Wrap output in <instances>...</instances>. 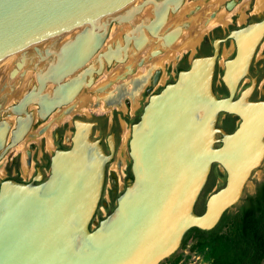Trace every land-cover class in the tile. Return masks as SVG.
<instances>
[{
  "label": "water",
  "instance_id": "obj_1",
  "mask_svg": "<svg viewBox=\"0 0 264 264\" xmlns=\"http://www.w3.org/2000/svg\"><path fill=\"white\" fill-rule=\"evenodd\" d=\"M148 2L154 6L153 17L134 31L132 25L122 35L121 46L107 44L101 50L112 24L131 22ZM183 2L0 0V80L32 48L40 59L54 55L36 72L37 85L24 93L13 113L35 104L43 118L55 106L68 104L105 64L123 62L130 43L141 48L147 40L143 29L162 44H171L179 28L158 34L168 13ZM72 31L55 53L50 48L40 52L37 44ZM228 37L236 47L234 56L223 62L228 96L219 97L212 89L221 41L217 38L211 54L193 56L172 82L148 96L130 127L133 178L106 215L98 218L96 213L111 156L98 139H91L89 121L74 120L71 145L55 150L46 179L2 181L0 264H160L180 249L187 230L213 228L239 202L264 158V100L248 99L252 87L234 98L264 39V16ZM93 57L97 66L90 63ZM48 83L52 91L44 93ZM220 113L239 118L232 132L216 127ZM29 123L30 118L14 135L20 136ZM6 128L0 127V138ZM214 163L225 173V182L207 196L204 211L198 213L195 206Z\"/></svg>",
  "mask_w": 264,
  "mask_h": 264
},
{
  "label": "flooded vegetation",
  "instance_id": "obj_2",
  "mask_svg": "<svg viewBox=\"0 0 264 264\" xmlns=\"http://www.w3.org/2000/svg\"><path fill=\"white\" fill-rule=\"evenodd\" d=\"M242 1L243 0H226L223 3V6L225 10L229 12L233 10L237 5H239ZM252 6H253L252 0L249 2V4H247V6H244L242 4V9L243 8L246 9V11L249 13L245 22L237 23V19H236L237 15L231 14L229 17L230 19L228 20L226 24H222V23L215 24L214 26L209 28L207 32H205L202 35L203 37H201V39L197 42L198 44L196 43L197 44L196 46L197 54L195 56L209 55L213 51V41L217 38L221 39L219 55H218L216 66H215L213 84H212L213 92L219 97L228 96V88L226 84L222 81L223 62L226 61L227 59H231L234 56L235 51H236L234 41L228 37V34L232 30L243 27L250 22L258 21L262 19V17L264 16V11L260 15L257 13L256 14L251 13ZM261 43L262 42H260L255 49V52L252 56V59H251V62L248 68V73L240 80V83L238 85L234 98H237L241 92L252 87L250 90L248 99L250 101L264 100V85L261 88L258 87L260 80L264 78V51L261 53L259 57H256V53ZM223 45H225V48L227 52L229 53V55L222 61V66L220 67L219 59L221 56ZM180 56L181 55H179V57ZM179 57L176 58V60L178 59L180 61V64H178L176 67L175 76L169 78L167 81H165L164 84H161L159 82L160 77H161V70H160L161 68L158 67L154 69L153 73L150 74L151 76L150 78H148L147 83L143 86L140 92V98L138 99V101L139 100L141 101L146 95L149 96L152 93H157L158 91H160V89L165 84L172 82L175 79L178 71L184 69L183 68L184 66H186V68L188 67L189 62L188 63L186 62L185 55L183 54L181 58ZM22 58H20L14 63L15 67L12 68L8 72V76L14 77L17 75H21L24 77L25 71L22 70V66L24 65L25 60L24 59L22 60V64L20 67L17 66V63ZM218 74H219V81L217 82L216 78ZM94 76H96V74H94ZM8 85L11 86L12 84L8 83ZM33 85H37L36 76H35V82L26 90V92L29 89H31ZM4 87H7L6 81L3 82L0 86L1 92L4 89ZM15 87L11 86L9 88V90L13 92L14 94H15ZM50 90H48V93H50ZM45 91H47L46 88L44 89V93ZM10 95L9 93H6L4 91L0 93V127L2 125H7L4 137L0 138V183L4 180H9V179L19 181V182H24V183H30V182L39 183L43 181L44 179H46L47 177V174L50 168L51 156L54 154L55 150L56 149H67L70 147L71 145L70 139L74 131L73 122L74 120L77 119L76 115H81V116H78L79 117L78 119L80 120H83L86 117L84 116L85 114L82 110H79V111L77 110L78 112H75V114H73L72 116L67 115L66 112H67V109L70 108V102L68 104H64L61 106H55L50 111V113L47 114L43 118L40 117L39 114L37 113L38 106L35 104L26 105L20 111L19 114H15L12 111V107L17 105L20 102L21 100L20 98H22L24 94L18 99H16L14 102L8 105H5L7 97ZM125 98L127 99L125 100ZM144 104L139 109V107L137 108V105H138V102H137V105L134 107V114H132L136 118L132 122L126 120L128 119V117L126 116L123 117L122 120L124 124L125 125L129 124L128 125L129 132H130L131 125L139 119V116H140V113L142 111ZM31 105L33 106V108H29V106ZM124 106L127 109V113H129L130 99L127 96L124 97L122 103H120L119 105H113L111 107V108L113 107L114 108L112 109L113 113H112V117L110 120H109L108 115L105 114L104 112L95 113L94 111L90 112V118L87 120L93 124L92 130H91V138L93 136V132L97 130L98 138L96 139L99 140V143L104 153L111 156L105 166V176H104V183H103V190H104L106 181L109 180L110 182L108 185V201H106L103 198V191H102V196L99 200V207H102V206L105 207L107 209L106 214L109 213L108 212L109 209L112 210L113 207L115 206L116 196H118L125 189V187L130 183L129 181L133 178L132 171H131V160L128 155V141L130 138V133L127 138L126 144H125L126 149H127L128 160H125V166L120 171L118 170V172L122 173V178H121L122 182L119 183V174L116 168L108 170V165L115 155V152L117 149V143L119 140V135L122 129L121 122L117 118L116 112L122 111L118 108L124 109L125 108ZM60 107L61 108L64 107V109L66 108V110L63 109V112L57 115L54 120H56V118L58 120L62 117L60 119L62 121L59 120L57 122L56 120L57 123L53 124V126L50 128V131L48 130L46 134L48 136L47 138V136L44 133H41L46 126L43 125L44 126L43 128L41 124H45V122L49 120V117L51 116V114H53L58 109H61ZM10 116H12V119L9 118ZM35 117H37V121H34ZM29 118H30V123L28 124L26 130H24V132L20 136H15L13 132L16 131L20 125L23 126L24 124H26ZM238 123H239V118L236 115L228 114V113H220L217 118L216 127L229 133V132H232L237 127ZM68 127H69V134L65 135V131ZM32 133L33 134L38 133V136L33 137V139L27 140L26 138L28 136L32 137L33 135ZM22 153H25L24 161L22 160ZM215 180L218 181L217 189H219L221 186H223L225 182V173L221 170V168L217 164L214 163L211 166L210 173L208 175L207 181L205 183V186L202 192L205 190L207 185L211 184L212 182H215ZM262 180L264 179H261L255 183L254 191H255L257 183ZM201 194L196 203V206L200 203V209H196V206H195V210L198 213H201L204 211L205 200L207 198L206 197L205 199L201 201ZM243 195L244 194H242V196ZM98 214H99V208L97 210L96 215ZM102 216L104 215H100V217Z\"/></svg>",
  "mask_w": 264,
  "mask_h": 264
},
{
  "label": "rangeland",
  "instance_id": "obj_3",
  "mask_svg": "<svg viewBox=\"0 0 264 264\" xmlns=\"http://www.w3.org/2000/svg\"><path fill=\"white\" fill-rule=\"evenodd\" d=\"M186 1H187V3H186ZM226 0H185L184 1V3L182 4L183 6H181L179 9H178V11H176V13H177V15H175L176 13L175 12H169L168 13V16H167V21L169 22H167L166 21V25L164 26V27H162V28H164V29H160V31H159V34H164V33H166L165 32V30L167 31V29H169V31H171L172 29H175V28H177L178 26V28H180V24H181V29H180V32L182 31V29L184 28V26L186 27V24L187 25H189L190 23H192V21L194 20L193 19V17L195 16L194 15V11H197V10H200V9H206V8H209L210 9V11L211 12H214V14L216 13V14H218V13H220V12H224V13H226L227 15L228 14H236L237 15V23H242V22H245V20L247 19V16L249 15V13L246 11V9H242V4H243V1L239 4V5H237L233 10H231V11H226L225 10V8H224V6H223V3L225 2ZM251 0H248V3L247 4H249V2H250ZM255 1H257V0H252V3H253V6L251 7L252 9H251V13H257V14H262L263 13V11H264V5L262 6V7H260V8H258L257 10H256V7H255ZM150 5H149V4ZM143 8H142V10L140 11V12H138V13H140L139 14V16H138V13H137V15L136 16H134V19L133 20H131V23H127V22H122L121 23V26H120V24H117L116 25V23H114V24H112L113 26H111V28L113 27V29H115V30H118V31H120L119 32V35H114L113 37H111L110 36V33H109V35H108V38L106 39V41H105V43L106 44H109V43H111L112 45L114 44V40H118V41H120L121 43L123 42V39H121L122 38V35L124 34V33H126V32H129L130 31V29H131V27H132V25H136V24H139V23H141V21H143V20H145V21H143L144 23H147L148 22V18H152L153 17V14H149L150 12H149V10H150V8H149V6L150 7H152L153 6V4H151L150 2H148ZM190 3H192V4H190ZM185 4V5H184ZM214 4V6H212ZM152 5V6H151ZM194 5V6H193ZM197 7H196V6ZM209 5V6H208ZM193 6V7H192ZM208 6V7H207ZM200 9H199V8ZM214 7V8H213ZM240 7V8H239ZM149 8V9H148ZM190 8V9H189ZM181 9V10H180ZM147 10H148V12H147ZM192 10H194V11H192ZM181 13H180V12ZM190 11H192V12H190ZM146 12V13H145ZM185 12V13H184ZM175 13V14H174ZM180 13V14H179ZM174 14V15H173ZM186 15V16H185ZM175 18H174V17ZM183 16H185V17H183ZM145 17V18H144ZM207 17H211V14L209 15V16H207ZM230 17V16H229ZM137 18V19H136ZM139 18H140V20H139ZM190 18H191V20H190ZM143 19V20H142ZM147 19V20H146ZM170 19V20H169ZM172 19H174V20H172ZM176 19V20H175ZM193 19V20H192ZM230 19V18H229ZM140 21V22H139ZM136 24H135V23ZM139 22V23H138ZM183 22V23H182ZM173 23V24H172ZM122 24H123V26H122ZM129 25V26H128ZM170 25H171V28H170ZM173 25V26H172ZM178 25V26H177ZM169 26V27H168ZM174 26H177V27H174ZM225 26V25H224ZM117 27V28H116ZM123 27V28H122ZM121 28H122V30H121ZM129 28V29H128ZM125 30V31H124ZM144 30V32H145V34L146 35H148L149 37H148V40H147V42L148 41H150V42H145L143 45H142V47L141 48H139V49H136V48H134V46L130 43V45L128 46V50H130V51H127V59H126V61L124 60V62L122 63V62H118V63H115V62H113L112 64H111V66H110V68H108L109 66H107L106 64L104 65V68H103V72L101 73V74H98V75H96V76H94L95 77V80H94V82L90 85V86H88V87H84V88H82L81 89V91L75 96V98H73V100L70 102V104H71V106H70V108H69V110L67 109V115H69V116H72L73 114H75V112H78L75 108L76 107H78L79 105H81V104H83V103H85V102H88V101H94V98H95V100L96 99H99V98H101V96L104 94V91H105V89H108V90H111V89H113L114 88V85H115V82L116 81H118L119 79H121V80H123V78L125 79L128 75H127V72H128V74L129 75H132V74H134V72L136 73V72H140V73H143V71H145V69H146V63L147 62H149V64H150V61L149 60H151L153 57L155 58L157 55H159V54H157V53H162V52H164L165 51V49H168V46L167 45H162V43H161V40L159 39V38H157V37H153V36H150L149 35V33L145 30V29H143ZM164 30V31H163ZM164 32V33H163ZM168 32V31H167ZM179 32V36L178 37H180V35H181V33ZM207 32V31H206ZM120 34H122V35H120ZM71 35V36H70ZM72 37V34L70 33V32H68L67 33V35H64L62 38H56V37H50V38H48V40H46L43 44L42 43H39V44H37V45H39V46H41V50H44L43 48H49L50 47V49L53 51L54 49L56 50L57 49V47L61 44V42H63V40H65V39H68V38H71ZM177 37V38H178ZM203 37V36H202ZM157 38V39H156ZM111 39V40H110ZM150 39V40H149ZM154 41V42H153ZM113 42V43H112ZM147 43V44H146ZM106 44H104V45H106ZM148 46V47H146V45ZM198 44V43H197ZM197 44L193 47V48H190V49H185L183 52L184 53H182V51H181V56L184 54L185 55V60H186V62L188 63L189 62V60L193 57V56H195L196 54H197V51H196V46H197ZM103 45V46H104ZM150 45V46H149ZM155 45H157V46H155ZM168 45H171V44H168ZM162 46V47H161ZM156 47V48H155ZM165 47V48H164ZM167 47V48H166ZM103 48H105V46L104 47H102L101 48V50H103ZM134 48V49H133ZM146 49V48H149V49H151V50H156V49H158V51H155L154 53H145L144 54V52H140L142 49ZM155 48V49H154ZM141 49V50H140ZM159 50H161V51H159ZM143 51V50H142ZM264 51V40L262 41V43H261V45H260V47L258 48V51H257V53H256V57H259L260 55H261V53ZM56 51H54L53 53H55ZM133 52H135L134 54H133ZM130 53V54H129ZM155 54H156V56H155ZM132 55H134V56H132ZM142 55H143V57H142ZM145 55V56H144ZM152 55V56H151ZM229 55V53L227 52V50H226V48H225V45H223V47H222V52H221V56H220V59H219V65H220V67L222 66V61L227 57ZM128 56H129V58H128ZM181 56L179 57V58H181ZM54 57V55L52 54V55H50V56H47L46 58H44V59H40L39 57H38V55H37V53H36V51L32 48L24 57H23V59L25 60V62H24V65L22 66V70H24L25 71V73H32V74H34V76L36 75V72L38 71V70H42V69H44L45 68V65H47V63H48V61L49 60H51L52 58ZM130 57H132V58H130ZM147 58V59H146ZM149 58H151V59H149ZM133 59V60H132ZM139 59V60H138ZM136 60H138V61H136ZM176 60V59H175ZM175 60H173L172 62L171 61H169V62H165L162 66H157V67H155V68H161L160 70H161V77H160V80H159V82L161 83V84H164L165 83V81H167L169 78H171V77H173V76H175V70H176V67H177V65L178 64H180V61L177 59L176 61ZM130 63H129V62ZM147 61V62H146ZM90 63H91V65H93V66H97V60L95 59V57H93L92 59H91V61H90ZM133 63V64H132ZM116 64H119V65H116ZM127 64H129V65H127ZM137 64V65H136ZM145 64V65H144ZM121 65V67H119ZM127 65V66H126ZM134 65V66H133ZM141 65V66H140ZM144 65V66H143ZM147 65H148V63H147ZM139 66V67H138ZM15 67V66H14ZM13 67V68H14ZM130 68H132V69H130ZM108 69V70H107ZM114 69V70H113ZM123 69V70H122ZM128 69V71H126ZM134 69V70H133ZM139 69H141V71H139ZM111 71V72H110ZM121 71V72H120ZM153 71L154 70H152V72L150 73V74H152L153 73ZM116 72H117V74H116ZM125 72V73H124ZM124 73V74H123ZM112 75V76H110V75ZM116 74V75H115ZM119 74H123V75H121V76H119L118 77V75ZM149 74V76H148V78H150V75ZM25 75V74H24ZM109 75V76H108ZM114 75V76H113ZM116 76V77H115ZM108 77H109V79H108ZM118 77V78H117ZM112 78V79H111ZM3 79V81H6L7 82V87H4V89L2 90V92L4 91V92H6V93H9V95L10 96H8L7 97V100H6V102H5V105H8V104H10V103H12V102H14L15 100L12 98V96L14 95V93L13 92H11L10 90H9V88L11 87V86H17L18 84H19V82L23 79V76H21V75H17V76H14V78L13 77H10V76H8V74H7V77H3L2 78ZM217 82L219 81V74L217 75ZM106 80V81H105ZM114 83H113V82ZM245 82H246V80H245ZM8 83H11L12 85L10 86V85H8ZM109 84V86H107ZM51 85H52V83H48L47 84V86H46V90L48 91V90H50V87H51ZM101 85V86H100ZM264 85V78H262L261 80H260V82H259V84H258V87L259 88H261L262 86ZM48 86H50V87H48ZM111 86V87H110ZM103 87H104V89H103ZM111 88V89H110ZM154 88H156V87H154ZM97 89V90H96ZM101 89V90H100ZM96 90V91H95ZM102 90H103V92H102ZM2 92H0V93H2ZM98 93V94H97ZM96 95V96H95ZM89 96H91V97H89ZM147 95L146 96H144V98L140 101H138V105H137V108L139 107V109L141 108V106L145 103V101L147 100ZM140 98V97H139ZM127 98H125V100H126ZM73 102V103H72ZM140 102V103H139ZM81 103V104H80ZM140 105V106H139ZM113 106V105H112ZM111 106V107H112ZM125 107V106H124ZM29 108H33V106L31 105V106H29ZM114 108V107H113ZM113 108H111V109H108V108H102V107H100V106H96L94 109H83L82 111L84 112V116L86 117L85 119H83V121H87L89 118H90V112H95V113H100V112H104L105 114H107L108 115V117H109V120L111 119V117H112V113H113ZM118 108V107H117ZM63 109H64V107L63 108H61V109H59V110H57V111H55L53 114H51V116L49 117V120L47 121V122H45V124H41V126H46L45 128H44V131H42L41 133H44L45 135L47 134V132H48V130H50V128L53 126V124L54 123H57L56 122V120H54V118L57 116V115H59V114H61L62 112H63ZM78 109H80V108H78ZM82 109V108H81ZM118 109H120V110H122V111H117L116 112V116H117V118L119 119V121L121 122V125H122V129H121V133H120V135H119V140H118V143H117V149H116V152H115V155H114V157H113V159L111 160V162L109 163V165H108V170H110V169H114V168H116V170H117V172H118V170L120 171L124 166H125V160H128V155H127V149H126V141H127V138L125 139L124 138V135L125 134H128V136H129V128H128V125H125L124 124V122H123V117L124 116H126V117H128V119H126L127 121H133L136 117H134L132 114H134V108H132V102H131V100H130V107H129V109H130V111H129V113H127V109H126V107L123 109V108H118ZM138 109V110H139ZM71 114V115H70ZM78 116H81V115H76V120H80V119H78L79 117ZM10 119H12V116H10L9 117ZM55 121V122H53V121ZM34 121H37V117H35V120ZM52 122V124H50L51 122ZM49 128V129H48ZM38 129V128H37ZM126 130H128V132L126 131ZM69 134V127L66 129V131H65V135H68ZM38 135V133L37 134H33L32 135V137L31 136H28L26 139L27 140H30V139H33V137L34 136H37ZM47 136V135H46ZM217 137H219L218 135H217ZM96 138H98V131L97 130H95L94 132H93V136H92V138L91 139H96ZM22 155H23V153H22ZM122 161H123V166H121V163H122ZM118 174H119V183H121L122 182V173H120V172H118ZM261 179H264V158H263V160L261 161V163H260V165L257 167V168H255L253 171H252V173H251V176L249 177V179H248V181L246 182V184H245V186H244V191H243V194H249V193H252L253 191H254V185H255V183L257 182V181H259V180H261ZM109 180H107L106 181V184H105V188H104V190H103V198L106 200V201H108V185H109ZM217 184H218V181L217 180H215V182H212L211 184H209V185H207V187L205 188V190L202 192V194H201V201L203 200V199H205L210 193H212V192H214L215 190H217ZM196 209H200V203L196 206ZM106 211H107V209L105 208V207H99V214L97 215V217L99 218L100 217V215H105L106 214ZM179 253H182L183 254V256H182V259L179 261V263L178 264H204L203 263V261H202V259L199 257V256H196V255H194L193 253H190V251L187 249V248H185V249H179L178 251H177V254H179ZM186 255H189V258L187 259V260H185V256ZM162 264H168V263H162Z\"/></svg>",
  "mask_w": 264,
  "mask_h": 264
},
{
  "label": "trees",
  "instance_id": "obj_4",
  "mask_svg": "<svg viewBox=\"0 0 264 264\" xmlns=\"http://www.w3.org/2000/svg\"><path fill=\"white\" fill-rule=\"evenodd\" d=\"M185 248L204 264H264V180L227 209L213 228L187 230L180 246ZM182 256L175 252L163 262L178 264Z\"/></svg>",
  "mask_w": 264,
  "mask_h": 264
},
{
  "label": "bare ground",
  "instance_id": "obj_5",
  "mask_svg": "<svg viewBox=\"0 0 264 264\" xmlns=\"http://www.w3.org/2000/svg\"><path fill=\"white\" fill-rule=\"evenodd\" d=\"M158 1H161V0H158ZM185 1V0H184ZM190 1V0H189ZM134 2L136 3V2H140V0H134ZM184 3V2H183ZM186 3H187V1H186ZM247 3H248V0H244L243 1V5L244 6H247ZM149 4V3H148ZM152 4V3H151ZM190 4H192V3H190ZM146 5V4H145ZM150 5V4H149ZM185 5V4H184ZM264 5V0H257V1H255V7H256V10L258 9V8H260V7H262ZM152 6V5H151ZM181 6H183V5H181ZM180 6V7H181ZM194 6V5H193ZM192 6V7H193ZM196 6V5H195ZM209 6V5H208ZM207 6V7H208ZM212 6H214V4L212 5ZM127 8H128V6H126ZM184 7V6H183ZM197 7V6H196ZM149 8H150V10H149V12H148V10H147V12L151 15V14H153L154 13V6H152V7H150L149 6ZM148 8V9H149ZM199 8V7H198ZM214 8V7H213ZM240 8V7H239ZM144 9V8H143ZM190 9V8H189ZM200 9V8H199ZM181 10V9H180ZM178 11V10H177ZM192 11H194V10H192ZM192 11H190V12H192ZM180 12V11H179ZM146 13V12H145ZM176 13V12H175ZM174 13V14H175ZM181 13V12H180ZM179 13V14H180ZM185 13V12H184ZM139 14L140 13H138V16H139ZM173 14V15H174ZM211 14V17H207V16H209ZM137 15V14H136ZM175 15H177V13L175 14ZM194 17H193V21H192V23H190L189 25H187L186 24V27L184 26V28L182 29V31L180 32L181 33V35H180V37H178V38H176V40H174V42H172L171 43V45H168V44H166L167 46H168V49H165V51L164 52H162V53H157V54H159V55H157L156 56V54H155V58L153 57L152 59L151 58H149V59H151V60H149L150 61V64H149V62H147L148 63V65H147V63H146V69H145V71H143V73H140V72H134V74H132V75H129L128 74V72H127V77L124 79L123 78V80H121V79H119L118 81H116L115 82V85H114V88L113 89H111V90H108V89H105V91H104V94L101 96V98H99V99H96L95 100V98H94V101L92 100V101H88V102H85V103H83V104H81V105H79L78 107H76L75 109L76 110H83V109H94L96 106H100V107H102V108H108V109H110L111 108V106L112 105H119L120 103H122V101H123V99H124V97L125 96H127L130 100H131V102H132V108H134L136 105H137V102H138V99H139V97H140V92H141V90H142V88H143V86L147 83V81H148V76H149V74L152 72V70H154L155 69V67H157L158 65L159 66H162L165 62H169V61H173V60H175L177 57H179V55L181 54V51L183 52L185 49H190V48H193L194 46H195V44L201 39V37H202V35L209 29V28H211L212 26H214L215 24H217V23H222V24H226L227 22H228V20H229V16H230V14H226V13H224L223 11L222 12H220V13H218V14H214V12H211L210 11V9L209 8H206V9H200V10H197V11H194ZM186 16V15H185ZM185 16H183V17H185ZM174 17V16H173ZM145 18V17H144ZM151 18V17H150ZM150 18H148V21H149V19ZM175 18V17H174ZM134 19V18H133ZM132 19V20H133ZM137 19V18H136ZM139 20H140V18H139ZM143 20V19H142ZM147 20V19H146ZM170 20V19H169ZM172 20H174V19H172ZM176 20V19H175ZM190 20H191V18H190ZM143 21H145V20H143ZM143 21H141V23H143V24H145ZM167 21V20H166ZM166 21H165V23H166ZM140 22V21H139ZM138 22V23H139ZM168 22V21H167ZM128 23V22H127ZM129 23H131V22H129ZM135 23V22H134ZM164 23V26L166 25ZM169 23V22H168ZM183 23V22H182ZM136 24V23H135ZM173 24V23H172ZM115 25V24H114ZM117 25V24H116ZM137 25V24H136ZM136 25L134 26L133 25V29H132V31H134L135 30V28H136ZM113 26V25H112ZM120 26H121V24H120ZM122 26H123V24H122ZM129 26V25H128ZM164 26H162V27H164ZM173 26V25H172ZM178 26V25H177ZM177 26H174V27H177ZM169 27V26H168ZM179 27V26H178ZM177 27V28H178ZM117 28V27H116ZM123 28V27H122ZM122 28H121V30H122ZM170 28H171V25H170ZM129 29V28H128ZM162 29H164V28H162ZM179 29H181V24H180V28ZM173 30V29H172ZM125 31V30H124ZM164 31V30H163ZM167 31H169V29H167ZM166 30H165V32H167ZM119 32L120 31H118V30H115V29H113V27L110 29V36L111 37H113L114 35L116 36V35H119ZM72 35L74 34V31H72V32H70ZM164 33V32H163ZM65 35H67V34H65ZM120 35H122V34H120ZM136 36H138V34H135ZM71 36V35H70ZM158 36L159 37H161L162 36V34H158ZM179 36V35H178ZM148 35H147V40H148ZM122 39V38H121ZM157 39V38H156ZM160 39V38H159ZM66 40V39H65ZM111 40V39H110ZM147 40H146V42H147ZM150 40V39H149ZM64 41V40H63ZM114 42V44L115 43H118L120 46H121V42L120 41H118V40H114L113 41ZM112 42V43H113ZM148 42H150V41H148ZM147 42V43H148ZM154 42V41H153ZM146 43V44H147ZM104 44H106V43H104ZM145 44V45H146ZM107 45V44H106ZM106 45H104V46H106ZM109 45L112 47L113 45L111 44V43H109ZM162 45H164V44H162ZM104 46H102V47H104ZM144 46V45H143ZM150 46V45H149ZM155 46H157V45H155ZM146 47H148L147 45H146ZM162 47V46H161ZM50 48V47H49ZM156 48V47H155ZM154 48V49H155ZM165 48V47H164ZM167 48V47H166ZM44 49V48H43ZM105 48H103V50H104ZM134 49V48H133ZM39 50H40V52H42L43 50H41V46H40V48H39ZM141 50V49H140ZM143 50V51H142ZM140 52H144V54L145 53H154L155 51H158V49H156V50H151V49H149V48H144V49H142ZM54 51H56L55 49L53 50V52ZM127 51H130V50H128L127 49ZM159 51H161V50H159ZM135 52H133V54H134ZM130 54V53H129ZM146 55V54H145ZM144 55V56H145ZM132 56H134V55H132ZM147 56V55H146ZM152 56V55H151ZM135 57V56H134ZM142 57H143V55H142ZM148 57V56H147ZM128 58H129V56H128ZM130 58H132V57H130ZM136 58V57H135ZM126 59H127V54H126V58H125V61H126ZM147 59V58H146ZM103 60V59H102ZM133 60V59H132ZM139 60V59H138ZM138 60H136V61H138ZM124 62V61H123ZM122 62V63H123ZM129 62V61H128ZM131 62V61H130ZM129 62V63H130ZM133 64V63H132ZM116 65H119V64H116ZM127 65H129V64H127ZM126 65V66H127ZM137 65V64H136ZM145 65V64H144ZM143 65V66H144ZM46 66V65H45ZM130 66V65H129ZM134 66V65H133ZM141 66V65H140ZM119 67H121V65L119 66ZM131 67V66H130ZM139 67V66H138ZM130 69H132V68H130ZM114 70V69H113ZM123 70V69H122ZM134 70V69H133ZM126 71H128V69L126 70ZM139 71H141V69H139ZM19 72V71H18ZM111 72V71H110ZM121 72V71H120ZM33 73V72H32ZM32 73H25V75H24V77H23V79L19 82V84L15 87V94L12 96V98L15 100V99H18L19 97H21L25 92H26V90L35 82V76H34V74H32ZM125 73V72H124ZM123 73V74H124ZM8 74V73H7ZM7 74L4 76V77H7ZM19 74V73H18ZM116 74H117V72H116ZM115 74V75H116ZM123 74H119L118 75V77L119 76H121V75H123ZM110 75V74H109ZM108 75V76H109ZM110 76H112V75H110ZM114 76V75H113ZM116 77V76H115ZM117 77V78H118ZM14 78V77H13ZM108 79H109V77H108ZM112 79V78H111ZM106 81V80H105ZM3 82H5V81H3V79H1L0 80V86H1V84L3 83ZM113 82V81H112ZM114 83V82H113ZM101 86V85H100ZM107 86H109V84L107 85ZM48 87H50V86H48ZM111 87V86H110ZM52 88V85H51V87H50V89ZM103 89H104V87H103ZM97 90V89H96ZM95 90V91H96ZM101 90V89H100ZM1 92V91H0ZM48 92V91H47ZM50 92H51V90H50ZM102 92H103V90H102ZM98 94V93H97ZM96 96V95H95ZM89 97H91V96H89ZM21 99V98H20ZM73 103V102H72ZM70 106H71V104H70ZM61 108V107H60ZM78 108H80V109H78ZM82 108V109H81ZM59 110V109H58ZM64 110H66V108L64 109ZM68 110H69V108H68ZM71 115V114H70ZM62 118V117H61ZM60 118V119H61ZM55 119V118H54ZM60 119H58L57 120V118H56V120H57V122L60 120ZM53 121V120H52ZM60 121H62V120H60ZM51 122V121H50ZM53 122H55V121H53ZM50 124H52V122L50 123ZM43 128H44V126H43ZM49 129V128H48ZM42 130V129H41ZM44 131V130H43ZM50 131V130H49ZM127 132H128V130H126ZM40 133V132H39ZM130 133V132H129ZM29 134V133H28ZM33 134V133H32ZM27 135V134H26ZM41 135V134H40ZM38 136V135H37ZM35 137V136H34ZM128 137V134H125L124 135V138L126 139ZM39 138V137H38ZM47 138H48V136H47ZM22 144V143H21ZM26 144V143H25ZM22 146V145H21ZM51 146V145H50ZM23 147V146H22ZM24 159H25V153H23V155H22V160L24 161ZM121 166H123V161H122V163H121Z\"/></svg>",
  "mask_w": 264,
  "mask_h": 264
}]
</instances>
